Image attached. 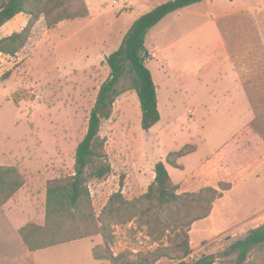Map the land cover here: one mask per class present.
Returning <instances> with one entry per match:
<instances>
[{
	"label": "rangeland",
	"instance_id": "rangeland-1",
	"mask_svg": "<svg viewBox=\"0 0 264 264\" xmlns=\"http://www.w3.org/2000/svg\"><path fill=\"white\" fill-rule=\"evenodd\" d=\"M164 1L85 0L89 9L86 17L63 20L50 28L42 16L19 53L0 55V165H15L26 178V184L10 204L11 210H17L18 219H5L4 207L0 205V264H110L93 255L94 247L103 243L101 235L31 255L18 246L20 241L13 227L45 222L48 181L75 171L77 145L87 132L100 86L110 75L106 57L120 48L137 18ZM18 22L5 23L0 37L18 29H12ZM146 47V63L159 84L163 118L149 131L142 129L140 102L132 88V72L127 69L117 85L121 94L112 115L103 120L100 131L107 139L105 149L112 171L103 179L88 178L97 214L119 190L127 199L147 192L155 178L157 161L187 140L189 128L206 132L214 127L218 144L229 136L223 132L226 120L237 123L241 118L238 111L228 108L231 97L224 89L230 70L228 62L235 82L246 91L247 114L253 116L255 125L253 135L264 140V0H205L177 10L147 32ZM160 67L168 69V74L163 76ZM171 68L181 72V87L170 76ZM6 73L9 74L4 78ZM207 83L209 87L217 85L215 109L211 112L214 115L207 116L199 109L193 111L194 121L187 111L189 104L200 105L207 98ZM230 85L232 93L237 85ZM209 119L214 120L210 125ZM201 183L197 181L189 191L198 189ZM234 196L232 201L241 193ZM224 210L222 206L215 210L212 219L217 226L225 221L219 219L227 221L244 214L237 209L224 214ZM202 225L191 235L193 252L188 260L220 253L239 237L231 230L211 239L213 234ZM146 229L137 222L115 226L113 252L130 250L134 257L140 251L156 249L160 243L170 245V238H175L180 230L168 229L161 240L154 241ZM259 255L253 253L249 260L264 264L263 254ZM230 257L235 258L236 254ZM175 262L162 258L155 264Z\"/></svg>",
	"mask_w": 264,
	"mask_h": 264
},
{
	"label": "trees",
	"instance_id": "trees-1",
	"mask_svg": "<svg viewBox=\"0 0 264 264\" xmlns=\"http://www.w3.org/2000/svg\"><path fill=\"white\" fill-rule=\"evenodd\" d=\"M205 0H166L135 20L122 45L106 57L109 77L101 84L91 110L87 132L78 143L74 173L53 178L46 189L45 222H27L20 229L25 246L38 251L71 241L101 235L103 243L93 249L94 258L110 264H155L162 258L175 260L174 264H257L249 260L253 253L264 256V223L250 229L242 237L230 242L220 253L202 254L188 260L193 252L190 231L198 220L210 216L215 202L232 184L220 181L218 186H204L198 191L179 193L180 184L173 181L165 161L155 165V178L147 192L135 199H127L121 190L113 193L97 214L88 184L89 177L103 179L112 171L105 145L100 135L102 122L109 119L121 91L117 85L127 69L132 72V88L137 92L141 109V127L149 131L161 120L157 86L152 71L146 64V34L168 14ZM29 16L27 24L18 31L0 37V55H16L27 44L36 22L44 16L48 27L67 19L89 15L85 0H0V28L16 15ZM145 51V52H144ZM2 60L0 56V68ZM9 73L4 75V78ZM254 128L253 121L250 123ZM195 149L185 145L171 151L166 161L180 167L177 159ZM26 178L15 165H0V205L10 200L24 185ZM137 222L146 226L147 235L161 240L170 229L176 232L170 245L161 244L154 250L138 252L125 250L115 254V226ZM235 253L236 257L230 256ZM259 255V256H261ZM258 256V257H259Z\"/></svg>",
	"mask_w": 264,
	"mask_h": 264
},
{
	"label": "crops",
	"instance_id": "crops-1",
	"mask_svg": "<svg viewBox=\"0 0 264 264\" xmlns=\"http://www.w3.org/2000/svg\"><path fill=\"white\" fill-rule=\"evenodd\" d=\"M16 20H18L19 22L14 25L16 27H13L12 29L18 28L16 30H19L23 28L27 23L28 16L24 13H20L10 21ZM4 26L6 25H3V27ZM223 42L224 40L222 41V44ZM224 47V49H226V44ZM227 55L229 60L230 55L228 50ZM228 65L230 68L227 77L228 83L224 88L231 97V102L228 105V108L230 111H238L240 114L239 117L242 120L240 119L237 123L233 120H226L225 130H223V132L225 134H229V136L227 135L226 139H224V141L220 142L219 144L217 143V129H215L214 127L213 129L211 128L212 131L207 130L206 132L203 131L202 128H196L194 131L189 128V136L187 140L182 141L180 144H178V146H175L176 148L167 151L165 155L160 158L165 161L166 167L173 181L180 184V190L182 191L191 190V186H193L197 181H202V183L199 185L201 187L208 185L218 186V183L220 181H226L232 184V188H230L229 190H225L223 196L215 202L210 216L198 220L194 223L190 233V237L194 230L199 226V224H203L202 226H205L204 229L213 234L211 239H215L216 237H219L220 235H223L231 230L235 231V234L239 236L238 238H242L248 233L250 229L264 223V140L253 135L252 127L250 125L253 116L251 115L248 117L247 114L248 102L246 91L244 89H241L240 86L237 85V83L235 82V75H232L231 73L232 68L229 62ZM161 69H163V76L168 74V69L166 70L165 67H160L159 71ZM169 70L171 74L170 76L175 77L177 84L179 85V87H181L184 84L181 82V72H177L173 68ZM202 71L205 72V68ZM154 81L157 86L158 104L159 110L161 112V100L158 91L159 84L158 82H156L155 78ZM231 83L233 84V86L235 84L237 85V88L232 93H230V89L232 88L230 85ZM206 85L208 86L207 98L204 99V101H202L200 105L198 103L189 104L187 111L190 113V116L193 117L194 121H196V117L193 115V111L197 112L199 109L202 110L201 112L204 111L205 115L207 116L214 115L211 112H213L215 109L214 97L217 91V85L214 84L211 87H209L208 83ZM219 90H221V87ZM162 118L163 116L161 113V120ZM211 122H214V120L209 119L207 121V124L210 125ZM185 145H193L195 149L192 152L177 159L178 164L181 165L180 167H175L166 161V157L169 152L179 150ZM198 189L193 188L192 190L195 191ZM20 190L10 200L2 205L4 207L3 212H5V219H18L16 216L17 210H11L10 204L16 200ZM236 192L241 193V197L237 200L232 201V198L235 197L234 194ZM252 192L254 193L253 196ZM219 206L224 207V214H229V212L234 211V209H237L238 212L244 214L242 216H239L237 219H227V221L226 219H219L222 220V222L224 220L225 221L220 226H217L215 219L212 218L215 214V210ZM218 223L220 222L218 221ZM24 225H21L19 227L14 226L13 229L14 232L16 230V238H18V240L20 241V243H18L20 245L18 246L24 251L27 250L26 252L32 255L37 251H30L25 246L19 232L21 227ZM21 244H24L25 247H23Z\"/></svg>",
	"mask_w": 264,
	"mask_h": 264
},
{
	"label": "water",
	"instance_id": "water-1",
	"mask_svg": "<svg viewBox=\"0 0 264 264\" xmlns=\"http://www.w3.org/2000/svg\"><path fill=\"white\" fill-rule=\"evenodd\" d=\"M144 52H145V51H144ZM147 54H148V52H147V53L145 52V55H147Z\"/></svg>",
	"mask_w": 264,
	"mask_h": 264
}]
</instances>
